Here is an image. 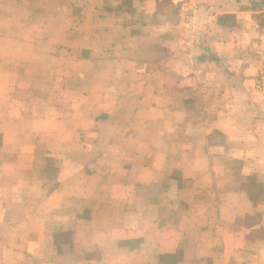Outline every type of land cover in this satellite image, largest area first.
Returning a JSON list of instances; mask_svg holds the SVG:
<instances>
[{"label": "crops", "instance_id": "obj_1", "mask_svg": "<svg viewBox=\"0 0 264 264\" xmlns=\"http://www.w3.org/2000/svg\"><path fill=\"white\" fill-rule=\"evenodd\" d=\"M28 7L41 32L0 34V264H264V0Z\"/></svg>", "mask_w": 264, "mask_h": 264}, {"label": "rangeland", "instance_id": "obj_2", "mask_svg": "<svg viewBox=\"0 0 264 264\" xmlns=\"http://www.w3.org/2000/svg\"><path fill=\"white\" fill-rule=\"evenodd\" d=\"M25 3H19L16 0H0V34H3L2 30L6 29L9 32H21L26 30H32L35 34L41 32V28L44 26L41 24L42 21L40 19L34 18V13H32L28 7V2L30 0H22ZM31 9L35 10V12L42 14V16H46L49 14V10H43L39 12L37 9L31 7ZM16 17V19H15ZM46 18V17H45ZM49 18V15H48ZM32 19H35L32 21ZM40 37V36H39ZM0 36V44H13V41L3 43L1 41ZM29 40V42H34V37H23V40ZM30 43V44H31ZM25 44V43H24Z\"/></svg>", "mask_w": 264, "mask_h": 264}]
</instances>
